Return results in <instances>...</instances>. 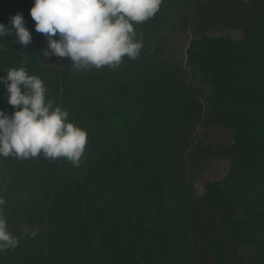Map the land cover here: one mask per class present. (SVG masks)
<instances>
[{"label": "trees", "instance_id": "16d2710c", "mask_svg": "<svg viewBox=\"0 0 264 264\" xmlns=\"http://www.w3.org/2000/svg\"><path fill=\"white\" fill-rule=\"evenodd\" d=\"M206 1L162 0L134 24L136 59L76 69L43 57L33 0H0V22L20 12L33 37L0 38V76L26 68L87 133L76 165L0 156V214L18 241L0 264H264V0H237L232 24L198 33ZM222 30L239 35H208ZM186 31L174 60L168 35ZM0 110L14 111L3 85ZM214 158L228 173L196 195Z\"/></svg>", "mask_w": 264, "mask_h": 264}, {"label": "clouds", "instance_id": "9594fccd", "mask_svg": "<svg viewBox=\"0 0 264 264\" xmlns=\"http://www.w3.org/2000/svg\"><path fill=\"white\" fill-rule=\"evenodd\" d=\"M162 0H33L29 10L36 33L43 34L46 59L68 58L76 69L118 67L124 57L136 59L142 48L134 24L154 17ZM0 22V38L13 34L22 48L33 40L22 13ZM0 46V51H3ZM11 115L0 110V156L28 159L66 158L78 164L87 144L85 130L68 121L69 113L46 98L42 79L26 68H10L0 76ZM4 201L0 199V204ZM17 239L0 214V250L15 248Z\"/></svg>", "mask_w": 264, "mask_h": 264}, {"label": "rangeland", "instance_id": "374dc122", "mask_svg": "<svg viewBox=\"0 0 264 264\" xmlns=\"http://www.w3.org/2000/svg\"><path fill=\"white\" fill-rule=\"evenodd\" d=\"M206 2L208 4V8H207L208 10H206V12L203 13V15H199L197 20L189 22L191 25L190 29H193L198 33H204L208 29H211L215 26L232 24L235 21V18L233 16L234 13L237 11V6H238L237 0H207ZM171 12H172L171 15H176V13H178V8L177 7L173 8ZM223 31L226 30H222L219 32H223ZM219 32H215V33H219ZM237 34L239 35V33ZM168 36H169L168 42L170 43L168 47L171 48L169 52L175 55L174 60H179V59L186 60L185 49L190 39L192 38V35H190L188 31H186L178 35L171 34ZM213 138L215 137L212 136L211 141H213L214 143L222 140L221 138L218 141H215ZM208 170L213 171V173L216 175L215 176L209 174L212 177L215 176L216 178L221 176L222 178L225 175V173L229 170V161L228 159L219 160L214 158L210 160L209 164L206 165L205 171ZM203 180L204 178L201 179L200 181H197L196 185L197 184L199 185V182H202ZM206 180H211V178L206 176ZM176 222L180 223L178 220H176ZM177 227H179V225Z\"/></svg>", "mask_w": 264, "mask_h": 264}, {"label": "crops", "instance_id": "0c3cea01", "mask_svg": "<svg viewBox=\"0 0 264 264\" xmlns=\"http://www.w3.org/2000/svg\"><path fill=\"white\" fill-rule=\"evenodd\" d=\"M187 48V47H186ZM186 50V49H185ZM221 131H224V130H221ZM221 134L224 136L227 134L226 131L224 132H221ZM224 139V138H223ZM210 181V180H209ZM206 181H202V182H199V185H195V190H196V195H202L204 192H205V188H204V183Z\"/></svg>", "mask_w": 264, "mask_h": 264}, {"label": "flooded vegetation", "instance_id": "af4514ba", "mask_svg": "<svg viewBox=\"0 0 264 264\" xmlns=\"http://www.w3.org/2000/svg\"><path fill=\"white\" fill-rule=\"evenodd\" d=\"M227 173H228V171L225 173V175L221 178V176L220 177H216L215 178V174L213 173V171H210V170H208V171H205V174H204V180L203 181H206V182H212V181H221V180H223L225 177H226V175H227ZM209 174H211V175H215L214 177H212L211 175H209ZM209 175V176H208ZM206 176L207 177H210L211 178V180L209 181V180H206ZM196 185V184H195Z\"/></svg>", "mask_w": 264, "mask_h": 264}, {"label": "water", "instance_id": "95a60500", "mask_svg": "<svg viewBox=\"0 0 264 264\" xmlns=\"http://www.w3.org/2000/svg\"><path fill=\"white\" fill-rule=\"evenodd\" d=\"M230 32H231V31L226 30V31L219 32V33H209L208 35H209V36L219 37V36H222V35H224V34H229ZM231 33H232V37H233V38H237V35H238V34H237L236 32L232 31ZM189 43H190V41H189ZM189 43H188L187 47L189 46ZM212 182H214V181H212Z\"/></svg>", "mask_w": 264, "mask_h": 264}]
</instances>
